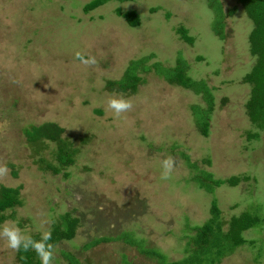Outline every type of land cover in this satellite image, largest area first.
Here are the masks:
<instances>
[{
  "label": "rangeland",
  "instance_id": "1",
  "mask_svg": "<svg viewBox=\"0 0 264 264\" xmlns=\"http://www.w3.org/2000/svg\"><path fill=\"white\" fill-rule=\"evenodd\" d=\"M88 1L0 0V165L9 169L0 184L17 186L21 199L0 226L42 237L68 213L77 218L75 232L54 244L53 264H179L194 247L188 240L195 226L215 214L225 232L230 217L248 211L262 223L241 230L240 243L223 240L230 246L218 256L210 248L198 263L264 264V128L249 122L250 85L241 82L255 59L252 20L237 0H107L83 11ZM117 10H133L138 23L129 25ZM217 10L222 36L213 28ZM76 53L96 64H82ZM179 61L211 94L206 134L190 110L206 111L205 91L165 74ZM131 64L133 89H117ZM114 94L132 110L116 117L107 107ZM47 121L75 150L73 163L55 174L35 163L41 155L53 163L55 143L41 142L36 151L22 132ZM169 156L175 164L162 179ZM203 172L238 181L206 190L194 178ZM99 237L105 239L88 246ZM0 264H18L3 238Z\"/></svg>",
  "mask_w": 264,
  "mask_h": 264
},
{
  "label": "trees",
  "instance_id": "2",
  "mask_svg": "<svg viewBox=\"0 0 264 264\" xmlns=\"http://www.w3.org/2000/svg\"><path fill=\"white\" fill-rule=\"evenodd\" d=\"M107 0H89L83 5V11H88L98 5H101ZM247 16L252 20L253 27L248 35V41L250 43L249 50L252 56L255 57L254 63L251 65L248 72H246L241 82L250 85V91L247 99L244 103L245 114L249 122L253 127L257 129L264 128V0H237ZM155 9H150L154 11ZM117 15H120L129 25H136L138 23V15L133 10H128L124 12L116 11ZM214 31L219 36L222 34L219 32V28L222 25V14L217 10L214 15ZM176 31L180 35L181 39L187 43L192 42L190 36L187 35L186 29L183 27L176 28ZM200 59V57H196ZM141 61V60H140ZM139 62V61H138ZM180 62L179 69L175 71L165 72L167 76L172 78L174 82L183 87H192L195 91L207 90L206 86L202 81H193L186 74H183V69L186 64L183 61ZM156 66V65H155ZM133 64H131L125 71L124 77L120 79L117 83V89L124 90V88L133 89V84L138 80V77L132 73ZM112 83H107V86H111ZM205 100L208 103L207 109H203L199 105L190 106L192 115L196 124L199 126L201 133L206 134L207 126V111L211 108V94L205 91ZM23 135L29 145L33 146L34 150L44 141H51L55 143V149L53 151L54 162H50L48 158L44 156H39L35 161L37 167L41 170H48L52 173H58L60 170L64 169L73 163V154L75 152L68 142L61 139L62 128L54 122H42L40 124L28 125L22 130ZM256 132L246 134L248 138L256 137ZM188 164L193 166V163L188 161ZM14 174V173H13ZM64 176L66 173H63ZM208 172H203L201 176H194L198 184L205 188L206 190H211L212 186H218L220 184H228L233 186L237 181L238 177L231 175L225 179H211ZM209 181V182H208ZM21 199L19 195V188L17 186H6L0 184V224L10 217L6 214L7 210L13 209L15 206L20 205ZM216 210L215 208H212ZM263 217H259L255 213H250L248 211H243L238 216H232L226 221V230L223 232L221 230V224L217 220L215 214H212L209 219L203 222L199 226H195V232L193 236L188 240L192 242L194 247L191 249L189 256L184 257L179 264H199V255L209 253V249L213 248L215 256L222 253V248L227 249L231 243H240L242 238L240 236V231L251 227L258 226L262 223ZM77 218L70 216L68 213H64L60 216L59 220L52 224L51 234L52 239L49 241L51 244L57 243L59 240L70 239L76 228ZM34 240L39 241L41 237L37 233L30 234ZM104 237H99L93 239L88 246L96 244L100 240H104ZM223 240H228L230 244L225 246ZM147 253H152L149 251ZM154 253V252H153ZM152 253V254H153ZM69 262H74L73 257L70 254H65ZM15 259L18 264H40L39 259L34 251L20 252L15 251ZM210 262L213 258L209 259Z\"/></svg>",
  "mask_w": 264,
  "mask_h": 264
},
{
  "label": "clouds",
  "instance_id": "3",
  "mask_svg": "<svg viewBox=\"0 0 264 264\" xmlns=\"http://www.w3.org/2000/svg\"><path fill=\"white\" fill-rule=\"evenodd\" d=\"M76 59L86 66H92L96 64L95 57L85 58L80 53H76ZM107 107L113 111L116 117H120L122 113H126L132 110V103L124 98L122 95H112L107 101ZM175 161L171 156L167 157L162 162L163 172L162 179H168L173 170ZM9 169L6 165H0V177L6 176ZM0 238H3L7 246L20 252L23 250L27 252L29 250L34 251L40 260V264H53L54 259V245L49 243L52 239L51 231L45 232L39 241L34 240L31 235H25L17 225L5 223L0 226Z\"/></svg>",
  "mask_w": 264,
  "mask_h": 264
}]
</instances>
